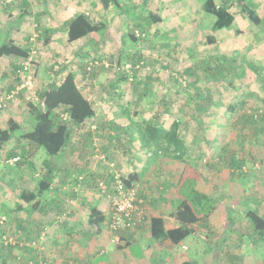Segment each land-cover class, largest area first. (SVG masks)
Returning a JSON list of instances; mask_svg holds the SVG:
<instances>
[{"label": "rangeland", "instance_id": "374dc122", "mask_svg": "<svg viewBox=\"0 0 264 264\" xmlns=\"http://www.w3.org/2000/svg\"><path fill=\"white\" fill-rule=\"evenodd\" d=\"M59 1L53 0L49 6L38 3L39 12H43L41 17L48 16L47 12ZM77 1L81 0H73V3ZM215 1L218 5L225 2ZM255 2L262 14L259 25L244 14H238L232 29L219 31L214 29L215 16L204 9V0H150L149 8L144 5V0H120L121 7L102 9L98 16L95 6L89 3L87 14L93 20L105 21L107 27L74 43L78 46V54L65 61L68 64L59 56L57 61L51 59L53 63L50 62L47 71L43 70L41 74L51 76L52 66L63 72L65 65L73 72V63L80 61L79 71L74 72L80 73V87L91 98L97 115L88 119L85 126L71 122L74 138L61 153L51 155L43 147H32L22 155L20 164L11 166L6 160L8 153L21 149L18 137L32 130L36 120L29 114L28 103L21 95L4 109L13 103L21 104L24 109L18 113L21 128L0 151V217L5 219L0 226L7 229L9 238L16 240V220L14 213L10 217L5 213L15 207L24 188L33 189L44 177L50 178L53 184L47 194V206L58 200L64 201L66 206H69L66 202L74 206L83 199L81 192L87 183H80L75 197L73 189L78 185L79 173L95 172L98 175V170L103 169L102 176L93 180L94 191L96 189L99 196H94L91 201L93 203L95 197L98 201L104 198L112 215L114 198L118 194L113 175L115 169L124 177L138 176L133 181V188L137 197L144 199L142 204L149 212L147 218L163 213L171 222L176 219L181 199L175 189L187 178L193 179L198 190L211 197L210 215L201 218L196 234L176 246L172 258L178 257V260L172 264H182V261L191 264H236L240 261L264 264V237L253 232L247 216L250 209L264 216V121L252 119V114L264 112V87L244 65L246 58V62L256 60V64L264 67V0ZM60 3L58 5L63 4ZM152 11L160 14L161 21L150 20L149 12ZM33 14L28 18L21 16L20 21H33V32L40 35L38 20ZM239 29L242 33L236 34L235 30ZM132 30L138 37L136 41L129 36ZM12 31L0 30V46L13 35ZM209 35L216 38L215 42H209ZM234 59L236 66L240 63L239 73L231 66ZM118 62H121L120 66ZM215 63L226 64L223 75L217 76L216 70L205 71L209 65L214 69ZM127 64L134 66L132 74L124 69ZM1 65L4 66L2 60ZM188 68L193 69V74L187 72ZM244 69L245 75L241 74ZM123 71L128 74L127 78L122 79ZM194 80L196 82L192 84ZM37 83L36 89L40 93L42 87ZM199 92L202 97L198 96L197 102L208 107L206 114L194 112L197 103L191 101V95ZM62 112L64 107L58 113ZM149 119H155L166 128L174 119L181 122L182 135L188 144L187 154L182 159L164 155L151 159L147 153L149 148L138 136L140 128L134 125V122ZM100 154H105L107 160ZM97 184H103L102 189ZM52 211L47 207L50 219L47 233L54 242L61 235L64 240L67 234L58 222L74 223L71 218L66 220L67 212L55 216ZM154 239L152 245L157 240ZM149 242L150 238L144 242L134 241L130 252L135 258L141 257L144 255L142 249ZM115 245L110 243V249L113 250ZM21 251L19 258L23 257L25 261L30 253L23 251L21 254ZM62 252L68 254L69 251L61 243L59 253ZM156 253H148L145 261L159 264L158 257L154 259ZM108 254L109 251L102 255L90 252L89 263L98 264L100 260L110 259ZM32 256L36 259L37 255ZM231 258L236 259L235 262ZM9 264L19 263L11 260Z\"/></svg>", "mask_w": 264, "mask_h": 264}, {"label": "trees", "instance_id": "16d2710c", "mask_svg": "<svg viewBox=\"0 0 264 264\" xmlns=\"http://www.w3.org/2000/svg\"><path fill=\"white\" fill-rule=\"evenodd\" d=\"M97 1L103 9H109L111 6L121 7L120 0ZM149 1L150 0H144V5L148 7ZM224 1L225 2L222 5H218L215 0H204V9L208 13L215 16V30L219 31L232 29L238 14H244L256 25L261 23L262 14L258 12V4L255 0ZM149 17L154 23L161 21V16L156 11L149 12ZM106 27L107 23H105V21L93 20L85 12L78 13L68 22L67 32L69 42H74L96 33H100ZM235 33L241 34L242 31L240 29L235 30ZM129 36L135 41L138 39L135 31L133 30L129 32ZM208 39L210 43H213L216 40L213 35H209ZM39 41L40 40H38V42ZM30 48H25L22 45L15 43L13 40L4 42L0 46V57L3 55L17 57V63L14 67V72L16 73L17 68L20 66V61L22 59H26L30 55ZM241 58L243 59L244 57L241 56ZM244 59V65L255 74L257 78L256 80H258L264 87V67L258 63L256 64V60L248 59L249 61L246 62V58ZM140 61L141 60H138L137 62L140 63ZM236 62L237 60L234 59L231 66L237 69V73H239L240 63L236 66ZM224 63L227 62L224 60ZM224 63H215L214 69L209 65L205 68V71L209 72L216 70L217 76H221L223 75V71L226 69V64ZM117 64L120 66L121 62H118ZM134 64H136V62ZM243 71L244 72L241 74L245 75L246 70L244 69ZM187 72L189 74H193L194 71L192 68H188ZM127 76L128 74L123 71V75L121 76L122 79L127 78ZM16 79L17 84L20 80L17 76ZM195 82L196 80H194L192 84ZM14 87H12V89ZM12 89L6 92H10ZM39 95L44 100L45 106L42 107L40 104L33 102L28 103L29 114L34 116L36 123L32 130H28L18 137L21 149L9 152L6 159L7 161L15 156L22 158V155L27 154L30 148H39L38 146L43 147L51 155L61 153L74 138L71 128L73 125H71V122L72 124L85 126L88 119L96 116V110L92 104L91 98L82 88L79 87L76 74L72 71H70L58 83L52 84L44 92L39 93ZM201 95L202 94L200 92L195 96L191 95V101L197 103L196 107H194L195 113L206 114L208 107L203 105L201 106L199 102H197L198 96L202 97ZM62 107H66V110L69 112V121L62 119L58 113L57 110ZM252 117V119L264 121V112L260 113L258 111L256 114H252ZM134 123L137 128H140L138 136L144 140L142 143L149 148L147 153H149L151 159H157L162 155L174 159H182V157L187 154L188 144L185 137L182 135L181 122L178 119H174L169 128H166L163 124L158 123L155 119ZM21 126L22 125L13 118L8 120L7 126L0 125V151L12 139L14 132L19 130ZM17 163L20 164L21 161H18ZM113 170L115 172L117 171L115 169ZM83 174L85 176L84 180L81 182L86 180L87 175H91L90 172ZM79 175H81V173H79ZM137 177V175H130V177L123 176V180L128 188H133V181L136 180ZM76 181L78 185H80L81 182L79 183L77 179ZM52 185L53 184L50 178L44 177L38 182V185L34 190L24 188L19 196V201L15 204V207H13L10 212L7 211L5 213L8 217H10L13 213L15 214L16 222L14 228L16 229L15 232L17 233V237L15 241L9 240L10 238L7 235V229H1L0 226V264H9L11 260L13 262H18L19 264H41L37 256L36 259L32 260V262H36L31 263L29 256L33 254H38L39 256L40 251L43 250L42 248L44 246V242L46 241V232L43 230V227L46 225V219L42 217L47 216V207L49 208V211L55 210L56 208L55 216L64 213V211L60 209L59 200L51 204L48 203L49 206H47L46 198L52 188ZM97 186L102 189V187L98 184ZM76 187L73 189L75 197V194L78 193ZM177 188L176 193L179 194L181 200L175 216L179 221V226L166 229L165 221L162 216L150 217L151 236L157 240L160 238H169L175 244H179L186 237L196 234L199 230L197 226L201 218L203 216H209L212 209L211 197L207 193L198 190L196 182L193 179H185L177 185ZM44 196L45 199H43ZM73 199L74 198H72V200ZM138 200H142L141 203L144 201V199L139 198V196ZM43 209L45 211H43ZM34 213H37V215L41 218L40 222L37 224H34L33 219L30 218L34 215ZM147 215L148 214H146V218L143 222L147 219ZM110 216L111 215L108 216L106 213H103L96 205H92L90 208L89 222L98 226L106 222L105 224L109 228ZM247 216L252 223L253 232L259 233L261 237H264V217L256 210L252 209L248 211ZM0 218L1 225L5 223V219H3L4 217ZM27 218H30L31 220L26 222ZM142 224L143 223H139L134 225L132 228L123 229V231L142 227ZM110 231L118 234L121 233V230L114 232L110 229ZM4 240H6V242H4ZM28 243L30 246L27 245ZM20 249L22 250L21 254L23 251L30 253L28 259L25 261H23V257L19 258ZM232 260L235 262L236 259ZM185 264H191V262L187 261ZM236 264L254 263L240 261Z\"/></svg>", "mask_w": 264, "mask_h": 264}, {"label": "crops", "instance_id": "0c3cea01", "mask_svg": "<svg viewBox=\"0 0 264 264\" xmlns=\"http://www.w3.org/2000/svg\"><path fill=\"white\" fill-rule=\"evenodd\" d=\"M18 1L7 0V2L9 3L0 2V30H13V35H10V38L7 37L5 42L13 40L15 43L20 44L25 48H30L32 46L30 39L34 34H37L33 32L34 22L30 21L29 19L25 23L24 20L23 22H21V16L24 18H28V15H31L33 13L35 14V17L37 18L36 20H38L37 29H40L41 31L40 33L38 31V33L41 35V37L39 35L38 38V40L40 41L34 44V46L38 48V52L34 57L36 60L35 64L37 69L36 83L38 82L37 86L42 87V89L40 90V93H42L53 83H58L59 81H61L70 71L65 65V70L63 72H60V70L57 68L56 71L54 69V66H52L51 76L43 77L41 72H43V70H45L46 72V66L50 65V62L54 60L57 61V58L59 56L60 60L64 61V63H67L65 61H69L71 57L75 58V56H77L78 54L76 49L78 46L76 47L74 43L85 39L83 38L74 42H69L67 32L68 22L79 12L81 13L85 11L86 14L89 13V10L87 8L89 6V3H92V5L95 6L94 9L97 11V16L103 8L97 0H81L77 1L76 4L73 3V0H60L59 2H55L53 7H51L49 12H47L48 16L44 14L41 17V14H43V12H39L40 8L38 7V3H44L46 6H49L53 3V0H23L24 2ZM60 2H63V4L58 5V3ZM36 20L34 21L36 22ZM95 20L100 21L98 18ZM92 42L98 43L102 41L93 39ZM0 60H2L4 65H1L0 67V94H2L12 89V87H14L17 82L16 73L14 72V67L17 63V57L3 55L0 57ZM73 65V72H78L81 67V62L75 61ZM75 74L78 85L80 87V73ZM21 110L23 111L24 109H22L21 104L18 103H13L8 109H6L5 111L3 110L4 112L2 111L3 113L0 114V125L6 126L8 124V120L12 118L18 122V113ZM102 170L103 169L98 170V175L102 176L100 173ZM90 173L91 176L87 175V178L84 182L87 183L85 185V188L82 189L81 192V195L84 194L83 199L80 202H77V205L73 206L70 204L71 202H66L69 205L66 206L63 204L64 201L59 200L60 209H62L64 213H68V218L66 220L70 221L69 218H71V220L73 221L72 223H74L71 224L65 221L58 222L59 226H61L66 231L67 237L65 236L64 240H62L61 235L56 237L54 242V238H51V235L47 233L49 232L47 221H50V219L48 218V216L42 217L46 219V225L45 227H43V230H45L46 236L48 234V238H46L45 236L46 241L45 245L42 248L43 250L40 251L39 256L37 254V257L39 258L41 264H90V259L88 258L90 252L102 255L104 251H109L108 255H110L111 258L100 260L98 264H152V261L149 260L146 262L145 260L148 258L147 256L156 252L157 253L156 255H154V259L158 257L160 261L159 264H172L176 262L178 260V257L176 259L172 258L174 257L173 252L175 251L176 246L183 242L185 239L182 240L179 244L173 243L169 238H160L159 240H155L151 236L150 217L162 216L165 221L166 229L179 226V221L177 219H174L171 222L169 220V217L165 216L163 213L152 216L149 215V218L145 220V223L142 227L121 231V233L119 234L111 232L110 229L108 231V227L105 224L106 222L99 226L91 224L89 222L90 208L92 205H96L103 213H106L108 216L110 215L109 210H107V201L104 198L99 199V201L96 200V197H98L99 195H97L96 189L94 191L93 180H95L96 176L98 175H96L95 172ZM102 173L104 172L102 171ZM35 188L36 186L31 190H34ZM26 189H28V187ZM61 190L62 189L60 188V191ZM59 195L61 196L62 193H60ZM94 196L96 197L94 202L92 203L91 199ZM55 210L52 211L54 215L56 212ZM54 215L52 220L55 219ZM30 218L33 219L34 224L39 223L41 220L37 213H34V215H32V217ZM30 218H27L26 222H29L31 220ZM146 238H150V242L149 245L144 246V249H142V254L144 255H142L141 257L136 256L135 258L133 253L130 252L132 243L134 241H137L138 239L144 242ZM152 239L155 240V243L153 245L151 243ZM73 242L78 245H74ZM61 243L64 249H67V251H69L68 254H65L63 252L59 253ZM110 243L116 244L115 248H113L114 251L110 249ZM162 244H164V247L162 246ZM158 247L159 250L156 251ZM97 250H100V252L98 251V253H96ZM148 253L150 254L148 255ZM29 257L31 259V263L36 262H32V260H34V257L32 255H30ZM72 257H76L74 258L75 260H70ZM91 260L93 259L91 258ZM185 262L187 261H182V264H185Z\"/></svg>", "mask_w": 264, "mask_h": 264}, {"label": "built area", "instance_id": "2783aa9c", "mask_svg": "<svg viewBox=\"0 0 264 264\" xmlns=\"http://www.w3.org/2000/svg\"><path fill=\"white\" fill-rule=\"evenodd\" d=\"M13 1V0H11ZM38 34H34L30 41L32 46L30 48V55L26 59L20 61V66L16 70V76L19 78L20 82L15 85V87L10 91L3 94L0 97V112L7 108L12 102L16 101L20 95L27 101V103L33 102L38 103L42 107L45 106L44 100L40 97L36 89V64L35 55L38 52V48L34 44L38 43ZM108 66V64H107ZM139 65L135 68L137 69ZM134 66L132 64L124 65V69L127 73L132 74V69ZM63 108V107H62ZM60 108V109H62ZM60 109L57 111L59 112ZM62 119L70 120V114L64 107V112L60 114ZM103 160H107L105 154H100ZM21 158L19 156L12 157L8 159V164L15 166ZM114 166V163H111ZM115 172V171H114ZM85 175H79L77 180L79 183L84 180ZM118 194L114 198L113 202V213L109 219V228L116 232L123 229H128L134 227L139 223H143L146 218V210L144 209L142 200H138L137 193L134 188H128L123 180V176L119 172L114 173ZM103 184H101L102 187ZM80 185H77L76 190H78ZM103 191H105L103 189ZM11 240V239H9Z\"/></svg>", "mask_w": 264, "mask_h": 264}]
</instances>
